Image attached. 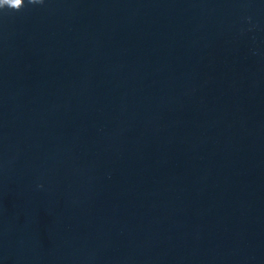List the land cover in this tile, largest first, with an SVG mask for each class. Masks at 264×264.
<instances>
[{"label": "water", "instance_id": "water-1", "mask_svg": "<svg viewBox=\"0 0 264 264\" xmlns=\"http://www.w3.org/2000/svg\"><path fill=\"white\" fill-rule=\"evenodd\" d=\"M0 264H264V0L0 8Z\"/></svg>", "mask_w": 264, "mask_h": 264}, {"label": "clouds", "instance_id": "clouds-1", "mask_svg": "<svg viewBox=\"0 0 264 264\" xmlns=\"http://www.w3.org/2000/svg\"><path fill=\"white\" fill-rule=\"evenodd\" d=\"M31 4L43 3V0H28ZM25 5V0H0V8L7 6L10 9L20 10Z\"/></svg>", "mask_w": 264, "mask_h": 264}]
</instances>
